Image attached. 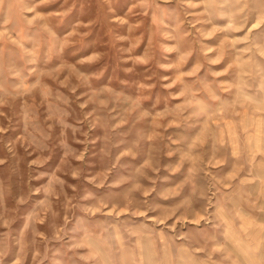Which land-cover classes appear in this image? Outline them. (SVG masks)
<instances>
[{
  "label": "rangeland",
  "instance_id": "rangeland-1",
  "mask_svg": "<svg viewBox=\"0 0 264 264\" xmlns=\"http://www.w3.org/2000/svg\"><path fill=\"white\" fill-rule=\"evenodd\" d=\"M259 251L264 0H0V264Z\"/></svg>",
  "mask_w": 264,
  "mask_h": 264
},
{
  "label": "bare ground",
  "instance_id": "bare-ground-1",
  "mask_svg": "<svg viewBox=\"0 0 264 264\" xmlns=\"http://www.w3.org/2000/svg\"><path fill=\"white\" fill-rule=\"evenodd\" d=\"M263 258H264L263 252L259 251V254L257 256V262L258 263L256 261H254V259H252V258H249V259L244 258L245 260L244 259L243 260H244L245 264H262L261 261L263 260Z\"/></svg>",
  "mask_w": 264,
  "mask_h": 264
}]
</instances>
